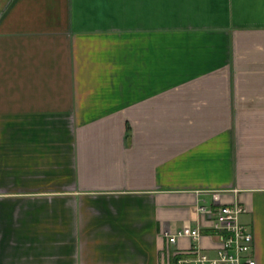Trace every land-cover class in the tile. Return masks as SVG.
Returning a JSON list of instances; mask_svg holds the SVG:
<instances>
[{"label": "crops", "instance_id": "crops-1", "mask_svg": "<svg viewBox=\"0 0 264 264\" xmlns=\"http://www.w3.org/2000/svg\"><path fill=\"white\" fill-rule=\"evenodd\" d=\"M235 205L264 264V0H0V264L213 257Z\"/></svg>", "mask_w": 264, "mask_h": 264}, {"label": "built area", "instance_id": "built-area-1", "mask_svg": "<svg viewBox=\"0 0 264 264\" xmlns=\"http://www.w3.org/2000/svg\"><path fill=\"white\" fill-rule=\"evenodd\" d=\"M199 211L213 219V230L220 238L216 255L212 257L196 246L192 257L180 259L176 264H258L254 256L253 233L241 222V217L247 213L243 206H225L215 210L200 207ZM167 237L170 245H176L180 238H190L198 244L202 235L197 229Z\"/></svg>", "mask_w": 264, "mask_h": 264}]
</instances>
